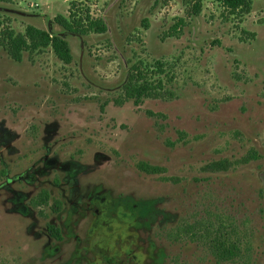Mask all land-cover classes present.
<instances>
[{
  "label": "rangeland",
  "instance_id": "374dc122",
  "mask_svg": "<svg viewBox=\"0 0 264 264\" xmlns=\"http://www.w3.org/2000/svg\"><path fill=\"white\" fill-rule=\"evenodd\" d=\"M73 2L105 32L58 26ZM189 7L0 0L5 26L60 35L73 55L16 62L0 46V264H264V0L243 19ZM139 62L155 89L135 104ZM220 243L237 254L220 259Z\"/></svg>",
  "mask_w": 264,
  "mask_h": 264
},
{
  "label": "trees",
  "instance_id": "16d2710c",
  "mask_svg": "<svg viewBox=\"0 0 264 264\" xmlns=\"http://www.w3.org/2000/svg\"><path fill=\"white\" fill-rule=\"evenodd\" d=\"M207 0H184L186 6H190V14L198 15L203 6V2ZM217 1L229 15L235 16L238 19H243L251 13L253 0H215ZM76 4H71L69 16L58 15L55 18V23L63 30L80 36L87 35L91 32H105L106 24L102 19L93 18L90 12L76 11ZM184 20L180 19L178 24H183ZM179 26V25H178ZM174 27L175 31L178 27ZM0 46L8 53L10 58L16 62H21L23 53L30 54L39 52L46 48H51L54 54L62 62L69 64L72 62L73 55L69 43L60 35L51 34L43 29L29 25L24 33H17L10 26H5L0 14ZM142 62L134 64L130 69L128 82L124 86L125 98L133 99L135 104H139L143 97L148 96L155 86L147 79V74L141 69ZM229 167L226 160H221L208 165L211 171H224ZM140 170L147 174H159L164 170L157 166H152L147 163L139 164ZM51 235L57 240H62L60 231L57 228L51 227ZM237 254L235 246L220 243L217 246V256L220 259H231Z\"/></svg>",
  "mask_w": 264,
  "mask_h": 264
},
{
  "label": "flooded vegetation",
  "instance_id": "af4514ba",
  "mask_svg": "<svg viewBox=\"0 0 264 264\" xmlns=\"http://www.w3.org/2000/svg\"><path fill=\"white\" fill-rule=\"evenodd\" d=\"M15 180H16V179H15ZM12 182H14L13 179H11V180H10V179H9V180L7 179V183H8V184H9V183H12Z\"/></svg>",
  "mask_w": 264,
  "mask_h": 264
}]
</instances>
